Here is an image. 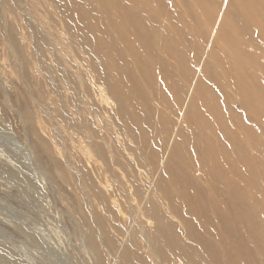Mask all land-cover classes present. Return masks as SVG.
<instances>
[{
	"label": "rangeland",
	"instance_id": "rangeland-1",
	"mask_svg": "<svg viewBox=\"0 0 264 264\" xmlns=\"http://www.w3.org/2000/svg\"><path fill=\"white\" fill-rule=\"evenodd\" d=\"M191 257L264 264V0H0V264Z\"/></svg>",
	"mask_w": 264,
	"mask_h": 264
},
{
	"label": "bare ground",
	"instance_id": "bare-ground-1",
	"mask_svg": "<svg viewBox=\"0 0 264 264\" xmlns=\"http://www.w3.org/2000/svg\"><path fill=\"white\" fill-rule=\"evenodd\" d=\"M78 29L80 30V27H78ZM109 57L111 60L115 61V54L114 53H110ZM99 95L101 96V93ZM148 121L149 120H136V116L134 114L129 115V120H122V122L124 123V125L126 127V131L131 132L133 134V136H132L133 139H136L141 135H151L152 136V134L154 132L153 127H151V124ZM105 192L108 196H111V195H109L111 193L108 194L107 190ZM182 195L185 197L184 199H187V195H184V193ZM112 203L115 204L116 207L120 206V203L118 202L117 199H115V197H113ZM139 223L142 226L141 232L143 233V235L145 236V240L147 241V244H146V242H144V244H146V246L148 245L146 248L149 249V251H148L149 255H152L153 258H155V259L168 258V256L166 254L169 251V249L171 248V242H173L172 236H171L172 232H171L170 228H168L166 226L163 227L162 225H159V224H154L155 225L154 231L157 233V236L152 237L153 235L150 236V233L148 230L149 227L148 228L146 226L144 227L143 224H141L143 222H139ZM146 223H147V221H146ZM214 255H215V253H214ZM216 259L217 258H215V260ZM189 262L191 264H204V261L201 260V258L194 260L193 257H191L189 259ZM190 263H188V264H190ZM178 264H182V263L179 262Z\"/></svg>",
	"mask_w": 264,
	"mask_h": 264
}]
</instances>
